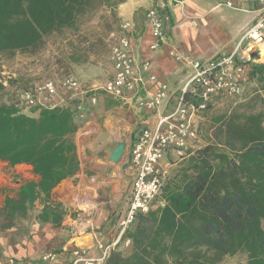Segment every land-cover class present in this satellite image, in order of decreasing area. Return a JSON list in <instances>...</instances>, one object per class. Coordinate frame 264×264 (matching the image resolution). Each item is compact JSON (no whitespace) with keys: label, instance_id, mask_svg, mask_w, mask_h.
<instances>
[{"label":"trees","instance_id":"16d2710c","mask_svg":"<svg viewBox=\"0 0 264 264\" xmlns=\"http://www.w3.org/2000/svg\"><path fill=\"white\" fill-rule=\"evenodd\" d=\"M98 1L111 7L126 0ZM94 3L0 0V59L34 50L53 33L77 30ZM246 81L264 90V64L251 63ZM5 89L0 80V93ZM63 101L33 108L31 115L0 105V162L31 167L39 177L20 186L18 200L6 196L3 211L24 218L43 197L37 220L55 228L64 212L52 194L81 170L73 137L90 109L83 98L63 95ZM222 134L220 147L197 149L167 177L157 207L140 215L121 238L131 240L130 254L113 252L105 264H217L241 251L248 254L247 264H264V114L231 118Z\"/></svg>","mask_w":264,"mask_h":264},{"label":"rangeland","instance_id":"374dc122","mask_svg":"<svg viewBox=\"0 0 264 264\" xmlns=\"http://www.w3.org/2000/svg\"><path fill=\"white\" fill-rule=\"evenodd\" d=\"M116 8L117 6H104L95 0L88 11L80 17L77 30H63L59 33H53L46 37L41 45L31 51L2 55L0 80L6 89L0 93V105H14L22 108L24 113H30L32 109L25 107L23 93L47 80L60 85L65 79L75 77L79 80L84 92L102 86L111 74V48L122 32L121 24L116 15ZM222 13L225 21L221 23L219 34L221 39L228 41L231 37V31L237 30L235 26L244 15L240 13L230 15V12L225 8ZM234 38V41L229 42V46H235L237 38ZM226 50L228 48L224 47L220 54L226 53ZM75 98L81 99L83 95ZM104 104L106 109L102 110ZM118 105L116 100L102 98L98 105L87 110L79 120L81 127L73 137L81 163L79 177L63 182L55 195L52 196L53 202L63 207V210L65 209V215L71 214L72 218L79 215V197L87 194L78 193L76 190L80 183L81 188H84L91 179L97 183L108 180L111 181L112 185L119 186L125 179L128 183L127 189L124 193L121 191L117 209L110 213V219H120V215L118 217L117 214L122 211L125 203L129 200L132 181L129 183L125 175L123 178L122 175L119 176L120 174L116 173V170L121 173L120 169L123 168L125 160L116 165L108 160V153L106 152L130 134L127 124L120 120V117L123 116L118 114L117 110L110 112ZM259 113L264 114V90L256 82L246 81L241 97L220 96L214 100L213 105L207 111L194 118L197 127L196 143L199 147L207 145L220 147L223 141L222 131L231 118H241ZM111 124L115 126L113 131L105 127L107 125L110 128ZM94 161H98V164L105 169L102 172L95 170L94 165H92ZM182 165L183 162L172 170L168 169L166 177H172ZM0 166H4L2 169L7 175L6 181L0 179V183L4 186L3 195L6 194L16 200L19 199L18 192L21 185L39 180V177L32 173L31 167L10 168L9 165ZM102 190H105L103 195L107 193L110 197H114L111 194V186L102 188ZM109 200L111 199L109 198ZM3 206L0 207V243L3 239L12 250L30 253L29 258L34 260H40L47 254L56 255V260H59V256L63 253L57 239L59 233H56L51 226H46L37 220L44 208L43 197L35 203L24 218L18 215L11 217L3 211ZM134 228L135 225L131 227L132 230ZM69 263L70 261H67L65 264ZM247 263L248 254L241 251L235 256L224 258L217 264Z\"/></svg>","mask_w":264,"mask_h":264},{"label":"built area","instance_id":"2783aa9c","mask_svg":"<svg viewBox=\"0 0 264 264\" xmlns=\"http://www.w3.org/2000/svg\"><path fill=\"white\" fill-rule=\"evenodd\" d=\"M157 2L147 13V23L154 37L150 46L152 51L160 50L167 43L165 29L170 19L168 10L171 6L182 4L183 0ZM223 5L230 10L250 15V19L239 31L233 51L219 54L206 62H187L181 56L172 54L176 61L187 62L192 73L175 101L168 85L162 84L155 95L139 102L141 108L160 114L161 119L155 129L141 130L129 148L128 165L134 172V178L125 216L119 222V238L117 242L108 245L98 243L96 248L100 251V257L96 259L88 258L86 248H74L70 264L106 262L123 235L140 215L151 211L161 194L167 173L162 170L160 163L167 153L172 150L180 159L191 153L197 138L194 118L207 111L220 96L241 97L250 64H264V0H227ZM121 28V35L114 42L110 53L112 73L102 86L84 92L75 77L65 79L60 85L47 80L23 93L25 107L30 110L36 107L54 108L64 102L63 95L74 98L83 95L90 108L98 105L101 96L126 102L128 94L133 95L131 98L139 94L145 83L143 75H149V80L155 82L157 77L151 74L149 63L138 64L133 56L128 25ZM58 99L61 103L56 102ZM169 108L171 110L168 113H162ZM131 243L127 239L124 245L128 247ZM55 260L56 255L53 254H47L37 261L17 260L0 254V264H51Z\"/></svg>","mask_w":264,"mask_h":264},{"label":"crops","instance_id":"0c3cea01","mask_svg":"<svg viewBox=\"0 0 264 264\" xmlns=\"http://www.w3.org/2000/svg\"><path fill=\"white\" fill-rule=\"evenodd\" d=\"M157 1L158 0H126L115 9L121 27L128 25L133 56L136 62L138 64L149 63L151 74L157 77L155 82H151L148 78L149 75H143L145 83L142 84L139 94L135 98H131L133 95L128 94L126 102L117 101L119 105L115 109L110 110V112L117 110L118 114L123 116L120 117V120L125 122L130 130L128 137L122 141L127 144L126 154L122 159L123 161L125 160V164H123V168L121 167L120 169L121 173L118 172V170H116V173L118 175L120 174L119 176L122 175L123 178L125 175V178L129 180V183L132 181V184L134 172L128 165L129 148L132 146L135 137L141 130L147 128L155 129L161 119L160 114L150 113L141 108L139 106L140 100L150 98L158 92L162 84H167L172 93L173 101H175L184 82L187 81L192 73V69L187 62H206L211 60L222 53L221 50L224 47L228 48L226 54L232 52L234 45L229 46V42H231L234 37L237 38L240 29L245 25L248 19H250L249 14L230 10L225 7L223 3L227 0H183L182 4L171 6L168 10L170 19L165 29L167 43L160 50L152 51L150 46L154 42V37L147 23V13L150 8L158 3ZM235 3L238 4V2ZM224 8L230 12V15L233 13L244 15L242 20H239V23L235 26L237 30L231 31V37L228 41L221 39V35L219 34L221 23L225 21L222 13ZM172 54L181 56L187 62L176 61ZM102 98L108 97L101 96L99 102ZM108 99L113 100L111 98ZM56 102L61 103L60 99ZM101 109H106L105 104ZM170 110L171 108L162 113H168ZM26 114L31 115V112ZM105 127L113 131L115 126L111 124L110 128L107 125ZM118 133L120 132L118 131ZM118 135L120 136V134ZM192 148L193 149L190 151L191 153L183 159L178 158L172 150L169 151L161 161L160 167L167 173L168 169L172 170L180 163L194 156L196 150L200 149L201 146L199 147L198 143L195 142ZM0 165L8 166V164L4 162H0ZM92 165H94V169L97 171L102 172L105 169V167L98 164V161H94ZM3 167L0 166V179L5 180L7 175L2 169ZM79 174L80 172L75 177H79ZM127 185L128 183L125 179L119 186L112 185L111 181L108 180L97 183L95 180L91 179L89 184L85 185L84 188H81V183L77 186L76 190H78V193L88 194H81L82 197H79V215L76 218H72L71 214L65 215V209L63 210V207H61L64 212V220L61 227L55 228L52 224H45L46 226L54 228L56 233H59L57 239L60 242V247L63 252L59 256V260H55L52 264H65L67 261H70L71 252L77 247L86 248L88 250V258L96 259L100 257V251L96 248L98 243L108 245L117 242L119 238V222L125 216L129 200L125 203V207L122 211L117 214L118 217L120 215L119 220L110 219V213L111 211L113 213V210L117 209L119 198H121L120 193H122L121 191H123V193L126 191ZM110 186L112 188L111 194H113V198L107 195V193L103 195V191L105 190H102V188H109ZM3 187L4 186L0 183V207L4 205V200L7 196L6 194L3 195ZM58 188L59 186L54 190L52 196L55 195ZM131 191L132 185L129 194H131ZM109 198L111 200H109ZM159 204L163 205L161 202ZM154 207H157V205ZM5 242L6 241L2 239V243H0V254L5 257H13L17 260H34L29 258L30 253L12 250L9 244L6 245ZM124 242L125 241H121L111 254L113 252H131V246H128V250H126L127 247H125ZM34 261H37V259Z\"/></svg>","mask_w":264,"mask_h":264},{"label":"water","instance_id":"95a60500","mask_svg":"<svg viewBox=\"0 0 264 264\" xmlns=\"http://www.w3.org/2000/svg\"><path fill=\"white\" fill-rule=\"evenodd\" d=\"M126 150H127L126 142L118 143L115 147L109 148L106 151L108 153V160L114 164L120 163L126 154Z\"/></svg>","mask_w":264,"mask_h":264}]
</instances>
